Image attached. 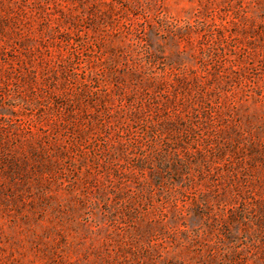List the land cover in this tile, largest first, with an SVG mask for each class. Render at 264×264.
<instances>
[{
    "label": "rangeland",
    "instance_id": "obj_1",
    "mask_svg": "<svg viewBox=\"0 0 264 264\" xmlns=\"http://www.w3.org/2000/svg\"><path fill=\"white\" fill-rule=\"evenodd\" d=\"M0 264H264V0H0Z\"/></svg>",
    "mask_w": 264,
    "mask_h": 264
}]
</instances>
